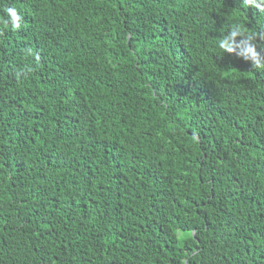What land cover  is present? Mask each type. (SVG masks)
<instances>
[{
    "label": "trees",
    "instance_id": "1",
    "mask_svg": "<svg viewBox=\"0 0 264 264\" xmlns=\"http://www.w3.org/2000/svg\"><path fill=\"white\" fill-rule=\"evenodd\" d=\"M0 264H264V0H0Z\"/></svg>",
    "mask_w": 264,
    "mask_h": 264
},
{
    "label": "clouds",
    "instance_id": "2",
    "mask_svg": "<svg viewBox=\"0 0 264 264\" xmlns=\"http://www.w3.org/2000/svg\"><path fill=\"white\" fill-rule=\"evenodd\" d=\"M246 2L249 4H254L255 0H246ZM7 12L9 16L11 17L13 27L19 28L20 27V23H19L20 16L18 15L17 10L13 7H10L7 9ZM233 35H235V33H233ZM221 46L223 47L224 45L222 44Z\"/></svg>",
    "mask_w": 264,
    "mask_h": 264
}]
</instances>
